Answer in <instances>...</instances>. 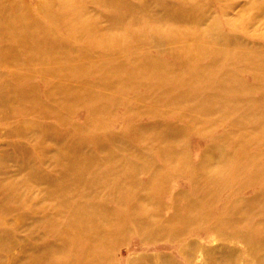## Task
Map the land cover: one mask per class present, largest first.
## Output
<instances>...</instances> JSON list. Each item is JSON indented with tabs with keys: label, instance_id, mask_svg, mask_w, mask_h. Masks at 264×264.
I'll list each match as a JSON object with an SVG mask.
<instances>
[{
	"label": "rangeland",
	"instance_id": "374dc122",
	"mask_svg": "<svg viewBox=\"0 0 264 264\" xmlns=\"http://www.w3.org/2000/svg\"><path fill=\"white\" fill-rule=\"evenodd\" d=\"M69 1L67 20L80 16L95 23L89 31L67 35V73L61 81L67 86V110L57 109L62 126L50 119L24 127L13 117L21 111L43 113L36 106L46 101V88L35 78L30 82L34 98L0 109V118H6L0 125V178L20 182V196L30 195L37 204L44 199L42 190L57 184L67 193V204L87 197L96 212L107 215L118 208L116 201L149 202L154 189L164 219L174 212V196L179 208L192 200L194 213L187 221L196 225L183 230L186 211L180 210L182 222L167 229L162 241L131 234L108 254L107 264H208L210 255L222 251L228 264L264 261V0H121L139 12L119 24L102 5ZM222 70L231 72L223 84L227 96L214 92L220 82L215 73ZM45 108L52 110L51 104ZM53 131L63 137L56 140ZM29 134L41 135L42 147ZM57 150L67 161L37 182V173H52L50 157ZM40 152L48 156L38 164ZM250 202L254 208L247 211ZM228 217L235 224L261 223L255 259L240 238L228 240L235 225L217 227L225 232L218 236L212 219ZM7 219L0 223L11 229ZM134 228L127 218L124 230Z\"/></svg>",
	"mask_w": 264,
	"mask_h": 264
},
{
	"label": "bare ground",
	"instance_id": "6f19581e",
	"mask_svg": "<svg viewBox=\"0 0 264 264\" xmlns=\"http://www.w3.org/2000/svg\"><path fill=\"white\" fill-rule=\"evenodd\" d=\"M84 1H90L94 5H102L107 8L110 19L117 24L125 18H135L134 15H137L136 11H138L130 4H123L121 0H118L121 4L115 0ZM69 3V0H0V109L11 104L13 100L34 98L30 92L34 87L30 86V82L37 77L41 79V83L48 93L45 92L46 101L41 102V106H36V112L43 111L42 114L35 115L29 113V111L13 114V117H20L18 122L24 124V127L32 126L35 123L34 120L40 122L50 119L56 125L62 126L58 120L59 113L57 109L67 110V101L65 102L63 99L67 86L66 83L61 84L67 73V35H78L81 32L89 31L95 23L80 16L70 17V20H67V4ZM145 23L147 21H141V24ZM141 32L144 33V31ZM132 37L135 39L133 34ZM99 45L104 46L102 40ZM89 55L88 53L84 57ZM25 59L29 63L26 62L22 65ZM71 60L76 61L72 58ZM82 60H85V58H82ZM83 65V62L78 61L79 70L84 69ZM230 73L225 70L215 73L219 74L218 77H220V82L216 84L214 91L216 94L227 96L229 92L224 91L223 84L228 82L227 79ZM149 78L148 76L141 77V80ZM101 79L102 81L105 80L102 76ZM20 82H23L22 86H18ZM49 85L54 86L53 88L50 87L53 92L48 90ZM87 91L90 90L87 89ZM84 101L87 104L88 100ZM47 104H51L52 110H46L45 106L47 107ZM27 116H31L33 119H28ZM3 117V119L0 118V125L6 121L4 115ZM51 135L56 140L63 137L61 132L53 131ZM29 138L34 140L38 147H42L44 144L41 135L29 134ZM58 150L55 151L53 157L52 154L50 157L52 173H37V182L47 180L45 176H52L53 172L59 170L67 161V158L60 159ZM172 151L174 152V150H170L171 153ZM47 156L48 152H40L37 158L38 164L39 160L43 162ZM57 159L58 163H55L54 166L56 167H54L52 162L57 161ZM69 159L72 161L71 156H69ZM192 171L194 173L193 169ZM136 173L137 170L135 169L134 174ZM193 173L191 172L192 175ZM11 182L5 183L0 178V191H4L7 187L5 193L1 194L0 192V218H8V221L5 220L7 226H12L9 229L4 223H0V264H107L109 262L107 259L108 254L113 252L119 246V243L131 234L143 241L148 239L151 243L162 241L167 229L176 225L175 222L177 221L182 222L180 220V210L186 211L185 221L181 223L185 226L183 230L196 225V221L191 224L187 221L193 216L192 213L194 212L191 208L194 203H192V200L187 201L185 206L179 208L180 203L177 195L174 196V207L172 206L174 212L170 218L164 219L161 214L163 205L161 206L158 201L154 203L156 199H154L153 194L155 192V196L159 194L157 189L150 192L148 203L145 202L146 199L139 197L134 198L135 203L132 205L130 199H125L123 204L116 201L115 204L118 205V208L108 214L110 216L108 218L106 212H96L94 209L96 203H90L87 197H81L84 200H80L76 205L67 204V193H64L62 187L57 184L47 185L46 189L42 190L45 194L44 199L37 204L29 200L30 195L20 196L19 192L22 191L20 182L15 180ZM55 190L59 195L53 193ZM240 204L244 206V203L240 202ZM53 205L57 208H51ZM250 207L251 202L246 204L245 210L250 211L254 208ZM67 215L69 218H67ZM127 218L134 223L135 228L132 231L124 230V223L127 222ZM231 225H235L237 229L230 228V231L236 233L234 236H228V240L240 238V242L245 246L247 256L255 259L257 253L253 246L260 242L258 229L261 227V223L253 224L249 219H243L242 222L235 224L231 217L216 221L212 219V226L213 228L216 227L215 231L218 236H224L225 232L218 231L219 228L217 227ZM117 230L120 232L117 233ZM244 231L250 235L243 236ZM181 232L180 229V231L177 230L174 233L172 237L174 241V238L179 236ZM175 234H177L176 237ZM196 248L200 251L202 247L200 248L197 245ZM237 251L232 252L238 254ZM206 253L208 252L206 251ZM226 255L224 251L218 256L212 254L207 259V263L228 264L230 261ZM257 262L264 264L261 259Z\"/></svg>",
	"mask_w": 264,
	"mask_h": 264
}]
</instances>
